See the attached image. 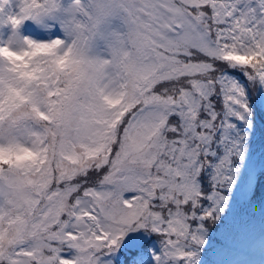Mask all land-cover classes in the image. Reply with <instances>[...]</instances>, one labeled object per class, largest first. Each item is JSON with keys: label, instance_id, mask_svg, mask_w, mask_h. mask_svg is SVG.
Wrapping results in <instances>:
<instances>
[{"label": "snow or ice", "instance_id": "6c2138e0", "mask_svg": "<svg viewBox=\"0 0 264 264\" xmlns=\"http://www.w3.org/2000/svg\"><path fill=\"white\" fill-rule=\"evenodd\" d=\"M0 264H264V0H0Z\"/></svg>", "mask_w": 264, "mask_h": 264}]
</instances>
